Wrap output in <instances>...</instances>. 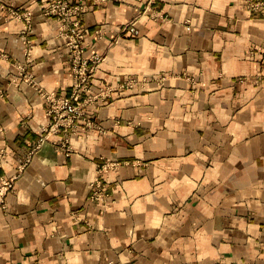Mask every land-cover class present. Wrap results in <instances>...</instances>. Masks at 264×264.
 I'll return each instance as SVG.
<instances>
[{
    "label": "crops",
    "instance_id": "1",
    "mask_svg": "<svg viewBox=\"0 0 264 264\" xmlns=\"http://www.w3.org/2000/svg\"><path fill=\"white\" fill-rule=\"evenodd\" d=\"M87 3L94 125L52 130L19 171L49 124L42 91L69 93L73 73L40 0H0V180L20 172L0 264H264V18L245 0H157L156 15ZM11 8L31 11L29 29ZM100 174L109 196L95 202Z\"/></svg>",
    "mask_w": 264,
    "mask_h": 264
},
{
    "label": "built area",
    "instance_id": "2",
    "mask_svg": "<svg viewBox=\"0 0 264 264\" xmlns=\"http://www.w3.org/2000/svg\"><path fill=\"white\" fill-rule=\"evenodd\" d=\"M104 0H93L98 3ZM43 4V13L48 16H54L59 20L64 28L65 45L71 62V71L73 73V82L71 90L67 94H60L56 91H42V95L47 103V115L49 124L44 127V131L40 133L37 143L32 151L24 156V161L19 165L21 171L28 163L31 162L35 150L48 139V135L52 130L62 128L66 134L73 131H79L85 127L94 125L93 120L86 115L84 103L92 101L91 96L84 97V94L90 89V80L92 74L101 60L102 56L95 53L91 58L84 55V46L86 31L82 27V13L89 6L87 0H40ZM143 12H149L156 15V10L153 8L157 0H142ZM246 8L256 17L264 18V0H245ZM15 17L26 22V29L32 25V14L30 10H16L11 8ZM190 28V25H188ZM100 32L99 29L96 30ZM125 32L131 34H139V29L132 22L124 28ZM26 59L20 68L22 76L34 83L32 75L29 71V65L32 58V48L30 44L25 46ZM135 79H128L122 84V87L133 86ZM101 92L108 94L109 87H101ZM80 118L86 119L85 126L77 120ZM121 162L114 161L110 165H101V170L106 171L108 166H117ZM18 172L15 175L4 177L0 180V206L5 205L7 193L15 187V180L18 177ZM109 196L106 188V183L102 174L95 178L91 183L90 199L92 201H104Z\"/></svg>",
    "mask_w": 264,
    "mask_h": 264
}]
</instances>
